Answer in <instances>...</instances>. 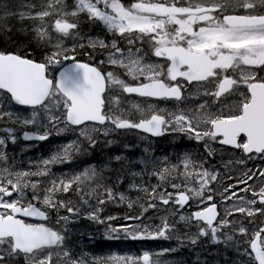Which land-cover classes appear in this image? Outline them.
Instances as JSON below:
<instances>
[{"label":"snow or ice","instance_id":"snow-or-ice-1","mask_svg":"<svg viewBox=\"0 0 264 264\" xmlns=\"http://www.w3.org/2000/svg\"><path fill=\"white\" fill-rule=\"evenodd\" d=\"M29 7L37 8V5ZM9 14L5 12L0 21ZM81 14H86L90 23H101L113 37L119 36L127 42V51L118 46L115 38L111 42L89 38L87 47L107 50L106 60L101 63L123 69L135 85L114 71L105 73L82 62H74L52 77L49 66L60 65L62 60L75 61L76 47H85L82 43L69 49L63 40L57 39L52 45L55 50L46 56L44 63L0 52V121L36 127L38 131L34 134L23 133L26 141H45L53 130L57 135L78 131L83 141L94 147L96 134L108 136L116 130L134 129L152 137L177 133L197 143L203 142L208 156L217 151L212 144L240 150L243 157L229 160L226 167L233 163L244 165V157L264 160V75H261L264 73V0H133L129 5L123 0H75L70 11L66 0H41L38 11L20 16L39 21L33 29L35 38L50 43L51 32L63 38L79 37ZM137 41L148 43L158 60H146L147 54H141L143 50L136 46ZM121 91L171 100L175 105L168 109L149 103L145 108L134 103L132 108L139 119H130V113L121 110L116 114L112 110L113 105L121 103L118 95ZM200 97L212 99L195 105L187 103ZM229 97L235 99L229 102ZM18 108L31 109L30 117ZM0 131L7 133L0 137V264H15L21 257L24 264H87V260L65 247L61 232L20 217L48 219V213L32 201L48 209L64 208L69 214L79 215L80 209L71 201L59 199L60 193L75 192L84 204L95 198L97 205H104L115 199L114 185L108 186L102 176L103 169L93 166L59 177L52 172L53 166L73 161L74 155L82 151L81 141L62 146L37 162L35 170H16L6 152L8 142L17 140L14 129ZM115 159L120 161L121 157ZM241 171L236 183L224 186L221 191L210 187L221 183L220 173L210 161L197 160L186 153L178 164L165 163L151 172L159 184L151 188L133 187L149 197L147 207L141 205L144 211L157 208L153 202L157 200L165 206H178L173 209L176 213L186 205L191 207L190 201L198 208L205 205L188 216H179L180 221L197 229L195 234L185 233L187 241L196 245L206 238L214 245L234 248L244 258L239 264H264V222L250 231L244 220L236 218L239 214L247 219V224H255L257 216H264V167ZM32 177L48 179L32 180ZM168 187L173 191H168ZM27 191L32 193L31 200L27 199ZM215 195H220L225 207L222 215L214 201ZM125 199L121 193L120 200ZM101 211L102 208L95 207L88 218L104 223L99 215ZM68 219V216L59 217L65 222ZM126 219L140 220L141 216ZM122 228L125 237L132 240H170L177 231L166 217L159 226L139 224ZM110 231L114 233L117 229ZM238 236L244 239L239 240ZM243 244L249 247L244 248ZM171 251L175 249H165L159 255ZM141 262L162 264L157 259L150 260L148 252L140 257L110 255L96 260L95 264Z\"/></svg>","mask_w":264,"mask_h":264},{"label":"rangeland","instance_id":"rangeland-1","mask_svg":"<svg viewBox=\"0 0 264 264\" xmlns=\"http://www.w3.org/2000/svg\"><path fill=\"white\" fill-rule=\"evenodd\" d=\"M38 1H41V0H38ZM66 3L69 5V11L71 10V8H72V6H74V3H75V0H66ZM35 4H39L40 5V3H35ZM24 13H28V12H24ZM34 13V12H33ZM13 15L14 13L12 12V13H10L9 15ZM0 16H5V12L3 13V14H1ZM81 18H84V19H87V16H86V14H81V16H80ZM8 16H6V19L4 20V21H8ZM19 20H25V21H27L26 19H21V18H18ZM33 21V20H32ZM16 22V21H15ZM33 23V29H34V27H35V25L36 24H38L39 23V21H33L32 22ZM17 26H21V24H19V23H17L16 24ZM22 27V26H21ZM28 27L27 26H25L24 24H23V29L24 30H26ZM26 31H28V30H26ZM51 36H52V34H51ZM53 37V39L51 40V45H54L55 43H56V41H57V39H60V40H65L63 37H57V36H52ZM92 39H96L95 37L94 38H92ZM100 39V38H99ZM100 40H102V39H100ZM74 43H75V45H79V44H81L82 43V41H76V40H74L73 41ZM118 42H119V47H121V48H123L125 51H127V48H128V45H127V42L126 41H124V40H121V39H119L118 40ZM82 44H84L85 46H87V44H88V42H84V43H82ZM64 46L65 47H67L68 48V46L67 45H65V43H64ZM72 47H70L69 49H71ZM76 48H80V47H76ZM88 48H90V47H88ZM55 49H54V47L52 46V51H54ZM51 51V52H52ZM102 59H103V61L104 60H106V57H107V52H103L102 53ZM70 60H67V61H63L62 60V62H61V64L60 65H56V66H51V70L52 71H54V70H57V69H59L60 67H62L63 65H65L67 62H69ZM104 64H106V65H108V66H111L110 64H108V63H104ZM111 67H113V66H111ZM116 70H115V72L121 77V78H123L127 83H131V79H130V77H128L127 75H125V73H124V70L123 69H120V68H118V67H114ZM119 93H121V92H119ZM20 112V111H19ZM30 112L31 111H29V112H20V113H22L23 115H25V116H29L30 117ZM45 123H47V121H46V119H45ZM20 125V129H19V131L21 132V131H25V130H27V131H33V132H37L38 130H37V128L36 127H34V126H24V125H22V124H19ZM111 127V126H110ZM2 128H4V127H2ZM1 128V129H2ZM49 128H50V125H49ZM42 131V130H41ZM2 133H4V134H2ZM54 133L56 134V132L54 131ZM14 134H15V132H14ZM111 134H115V131L114 132H111L109 135H111ZM7 135V133H5V132H3V131H0V137H3V136H6ZM57 135V134H56ZM74 136L76 139H78V140H83V138H81L80 136H79V132L78 131H66V132H64V133H61V134H59V136H61V137H63V136ZM96 136L98 137V138H104L105 136L104 135H102V134H96ZM9 142H11V141H9ZM9 142H8V144H9ZM62 148V146H60V149ZM13 165H14V167H15V169L16 170H28V166H25L24 168H22V167H19V166H15L17 163L16 162H13L12 163ZM33 178H38V177H32V179ZM241 194V193H240ZM242 195V194H241ZM31 196H32V193H31V191H27V199L28 200H31ZM232 202L231 201H228V204H231ZM162 204H158V207L157 208H155V209H153V208H150L151 209V211H150V215H151V217H152V219L151 220H149L148 219V221L147 222H145V223H143V224H147V225H151V226H153V227H155V226H159V225H161V222H162V218H167L168 217V215H170V214H173L174 213V211H173V209H172V207H169V206H165V205H162ZM152 209L154 210V212L152 211ZM224 210H225V208H224ZM180 216V215H179ZM79 232V231H78ZM78 232H76V233H72L71 232V230H67L66 231V233L64 234L65 235V237L66 238H72V237H77L78 236ZM191 234L192 233H195V231L193 232L192 230H190L189 231ZM141 264H142V262H141Z\"/></svg>","mask_w":264,"mask_h":264},{"label":"trees","instance_id":"trees-1","mask_svg":"<svg viewBox=\"0 0 264 264\" xmlns=\"http://www.w3.org/2000/svg\"><path fill=\"white\" fill-rule=\"evenodd\" d=\"M6 12L5 9L0 8V15ZM14 19H8V21H0V51L9 52L13 51L17 54H25L30 58L40 61L36 57H41L46 47V42L38 41L32 33H29L28 29L24 30L20 25L17 26ZM35 54V55H34ZM36 56V57H35ZM129 143L125 144L126 148H129ZM117 154L111 149L108 150V158L116 156ZM32 156L37 157L38 154ZM83 157V155H80Z\"/></svg>","mask_w":264,"mask_h":264},{"label":"flooded vegetation","instance_id":"flooded-vegetation-1","mask_svg":"<svg viewBox=\"0 0 264 264\" xmlns=\"http://www.w3.org/2000/svg\"><path fill=\"white\" fill-rule=\"evenodd\" d=\"M242 11V10H241ZM136 46L137 47H141L142 48V53H145L147 52V49H150L151 48L149 46H146L145 43L141 42V41H137L136 42ZM152 51V50H151ZM156 58V57H155ZM157 59V58H156ZM158 60V59H157ZM163 63V61H161ZM98 66V68L100 67L99 65H96ZM136 83V82H135ZM135 83L133 85H135ZM186 83V82H185ZM192 91L194 92L195 89L193 88ZM187 95V93H185ZM126 99H132L134 101V103H137V104H140L142 107H147V105L149 103L153 104V105H158L159 107H162V108H168V109H172L174 108V105H175V102L174 101H164V100H155V99H148V98H140L138 96H133V97H125ZM204 99H209L211 100L212 98L208 97V98H205V97H200L198 99H189L187 101V103L189 105H195V104H199L201 103ZM229 102H230V97H229ZM216 107V106H214ZM137 117V116H136ZM134 118L135 120H138L139 119V116L137 118ZM170 135H174V134H177V133H169ZM181 138H183V135H181ZM189 143L188 142H182L180 144H178L181 149H185V147L188 145ZM203 144V143H202ZM216 145H219V144H212V147L213 146H216ZM219 148V147H217ZM200 149L202 150H205L204 147H201ZM220 149V148H219ZM205 153V156H207V158L210 160V156H208V153L207 151L204 152Z\"/></svg>","mask_w":264,"mask_h":264},{"label":"water","instance_id":"water-1","mask_svg":"<svg viewBox=\"0 0 264 264\" xmlns=\"http://www.w3.org/2000/svg\"><path fill=\"white\" fill-rule=\"evenodd\" d=\"M68 67H71V65H70V66H68Z\"/></svg>","mask_w":264,"mask_h":264}]
</instances>
